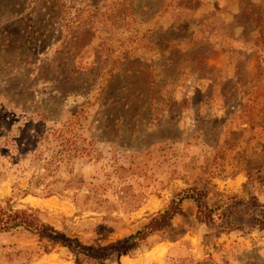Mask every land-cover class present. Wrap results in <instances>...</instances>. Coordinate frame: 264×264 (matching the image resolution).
I'll list each match as a JSON object with an SVG mask.
<instances>
[{
  "label": "rangeland",
  "instance_id": "obj_1",
  "mask_svg": "<svg viewBox=\"0 0 264 264\" xmlns=\"http://www.w3.org/2000/svg\"><path fill=\"white\" fill-rule=\"evenodd\" d=\"M0 264H264V0H0ZM80 250L81 252L77 251Z\"/></svg>",
  "mask_w": 264,
  "mask_h": 264
},
{
  "label": "trees",
  "instance_id": "obj_2",
  "mask_svg": "<svg viewBox=\"0 0 264 264\" xmlns=\"http://www.w3.org/2000/svg\"><path fill=\"white\" fill-rule=\"evenodd\" d=\"M184 215L180 207V203H173L164 211L149 218L142 228L126 237L119 238L116 241L110 242L101 247H94L92 245H84L76 239L60 238L58 233L47 232L41 222H38L35 213L31 209H8V211L0 210V232H9L17 228H22L30 233L39 234L50 240H55L73 249V245H77L86 255L92 259L102 258L105 253L130 248L134 245H139L150 234L160 231L170 225L171 219L175 215ZM81 252L80 250H78Z\"/></svg>",
  "mask_w": 264,
  "mask_h": 264
}]
</instances>
